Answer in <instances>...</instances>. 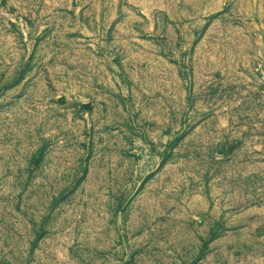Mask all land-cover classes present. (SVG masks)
<instances>
[{"label":"rangeland","instance_id":"obj_1","mask_svg":"<svg viewBox=\"0 0 264 264\" xmlns=\"http://www.w3.org/2000/svg\"><path fill=\"white\" fill-rule=\"evenodd\" d=\"M0 264H264V0H0Z\"/></svg>","mask_w":264,"mask_h":264}]
</instances>
